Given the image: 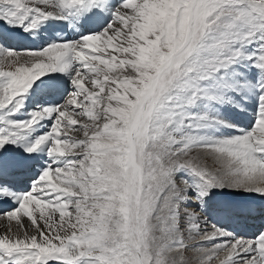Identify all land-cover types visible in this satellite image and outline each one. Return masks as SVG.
Listing matches in <instances>:
<instances>
[{
	"label": "snow or ice",
	"instance_id": "snow-or-ice-1",
	"mask_svg": "<svg viewBox=\"0 0 264 264\" xmlns=\"http://www.w3.org/2000/svg\"><path fill=\"white\" fill-rule=\"evenodd\" d=\"M0 209V264H264V0H0Z\"/></svg>",
	"mask_w": 264,
	"mask_h": 264
},
{
	"label": "rangeland",
	"instance_id": "rangeland-1",
	"mask_svg": "<svg viewBox=\"0 0 264 264\" xmlns=\"http://www.w3.org/2000/svg\"><path fill=\"white\" fill-rule=\"evenodd\" d=\"M246 116H247V120H251L252 119V117H251L250 114L249 115H246ZM240 120H243V118L241 117ZM247 120H245V121L242 122V125L245 126V127L248 126V124H249V123H247V125H245L246 122H247ZM252 230H254V229L249 228L247 232L250 233Z\"/></svg>",
	"mask_w": 264,
	"mask_h": 264
},
{
	"label": "bare ground",
	"instance_id": "bare-ground-1",
	"mask_svg": "<svg viewBox=\"0 0 264 264\" xmlns=\"http://www.w3.org/2000/svg\"><path fill=\"white\" fill-rule=\"evenodd\" d=\"M2 211V209H0ZM0 231H3V229H0Z\"/></svg>",
	"mask_w": 264,
	"mask_h": 264
}]
</instances>
